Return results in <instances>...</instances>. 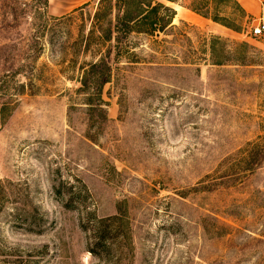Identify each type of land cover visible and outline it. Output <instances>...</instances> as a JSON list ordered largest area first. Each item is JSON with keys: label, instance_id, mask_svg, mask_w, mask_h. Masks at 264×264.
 <instances>
[{"label": "rangeland", "instance_id": "374dc122", "mask_svg": "<svg viewBox=\"0 0 264 264\" xmlns=\"http://www.w3.org/2000/svg\"><path fill=\"white\" fill-rule=\"evenodd\" d=\"M98 1L48 0L45 31L41 0H0V264H264V167L227 169L264 136V2L153 0L171 25L132 35L98 107L50 44Z\"/></svg>", "mask_w": 264, "mask_h": 264}, {"label": "trees", "instance_id": "16d2710c", "mask_svg": "<svg viewBox=\"0 0 264 264\" xmlns=\"http://www.w3.org/2000/svg\"><path fill=\"white\" fill-rule=\"evenodd\" d=\"M41 1V27L43 30L49 31V19L43 12L47 8L48 0ZM165 1L175 2V0ZM188 9L205 18H210L207 13L200 12L193 6H189ZM174 16L175 11L172 7L162 3H154L153 0H99L88 28L86 29V25L82 24L74 41L69 43L71 39L69 30L62 31L60 29L56 31L55 41L50 43L52 52L56 53L58 51L63 56L62 61L68 62L67 70H77L75 79L80 84L77 93L84 95L94 93L97 98L95 105L102 107L106 103L100 95L103 87L113 77V65L117 64L121 59L135 58V53L132 51L135 44L131 40L132 35L154 36L157 33L164 32L171 25ZM73 19L74 17L67 15L53 19V21L56 20L57 25H61L71 22ZM211 19L217 22L214 18ZM59 36L60 38L56 39ZM209 48L213 50L212 46ZM220 54V59L213 64L222 65L228 62L230 58L228 54L231 53L225 52L222 48ZM78 56H84L89 58V60L84 61L77 68ZM236 62L243 65L245 61L244 58H241ZM20 72L27 73L23 68L18 69V74ZM13 73L17 74V71H13ZM29 81L31 80L29 79ZM27 84L20 83L18 86L25 89ZM86 100L87 104H89L90 99ZM261 167H264V136L258 137L257 140L247 143L244 148L240 149L236 153L235 159L229 163L227 169L234 172V182H241L245 179L246 173H253ZM104 222L101 221V223ZM104 233L105 231L99 228L95 232L97 234L95 249L106 247L103 239ZM95 249L94 251H96ZM98 255L100 257L102 254L99 253Z\"/></svg>", "mask_w": 264, "mask_h": 264}, {"label": "crops", "instance_id": "0c3cea01", "mask_svg": "<svg viewBox=\"0 0 264 264\" xmlns=\"http://www.w3.org/2000/svg\"><path fill=\"white\" fill-rule=\"evenodd\" d=\"M237 2H239L241 4V6L246 10V12H248L252 17L256 16V1L255 0H236ZM262 2H264V0H260ZM202 17H200L197 14L194 15H189V19H191L192 21H199ZM203 19V18H202Z\"/></svg>", "mask_w": 264, "mask_h": 264}, {"label": "built area", "instance_id": "2783aa9c", "mask_svg": "<svg viewBox=\"0 0 264 264\" xmlns=\"http://www.w3.org/2000/svg\"><path fill=\"white\" fill-rule=\"evenodd\" d=\"M251 33L253 36L264 35V21H260L255 26H253L251 29Z\"/></svg>", "mask_w": 264, "mask_h": 264}]
</instances>
